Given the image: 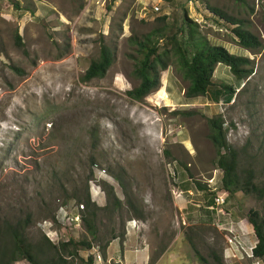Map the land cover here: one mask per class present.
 <instances>
[{
    "label": "rangeland",
    "instance_id": "rangeland-1",
    "mask_svg": "<svg viewBox=\"0 0 264 264\" xmlns=\"http://www.w3.org/2000/svg\"><path fill=\"white\" fill-rule=\"evenodd\" d=\"M194 1L0 0V223L27 219L32 242L90 241L66 264H85L88 255L92 264L158 257L155 264H203L196 253L206 264H215L211 253L222 264H264L250 255L255 237L246 222L249 209L264 213V192H219L208 125L221 120L239 178L250 172L264 190V0ZM184 14L209 44L246 57L251 73L236 81L218 63L206 93L186 99L170 51L157 88L130 100L134 41L150 31L159 41L174 35L189 56ZM217 16L239 21L259 45L240 47L233 26L217 24ZM101 42L111 65L103 77L81 81ZM224 85L234 91L228 102ZM106 186L119 203L106 200ZM85 192L96 208L86 209ZM213 192L223 202L210 212Z\"/></svg>",
    "mask_w": 264,
    "mask_h": 264
},
{
    "label": "trees",
    "instance_id": "trees-1",
    "mask_svg": "<svg viewBox=\"0 0 264 264\" xmlns=\"http://www.w3.org/2000/svg\"><path fill=\"white\" fill-rule=\"evenodd\" d=\"M212 11H215L214 9ZM219 19V20H217ZM215 22L220 25H232L230 31L237 40L240 47L244 49H254L259 44L257 39L248 31L240 27L239 21L224 16V19L217 16ZM185 30V39L190 45V54L187 56L186 50L176 41L174 35L164 37L159 41V38L154 39L157 32L150 31L144 34L140 40H135L136 51L138 58L135 62L134 73L137 77L136 86L126 90L124 94L132 101H140L145 95L157 88L158 72L167 66L169 52L177 56L178 67L180 68L182 78L187 81V86L183 92L186 99H191L197 96L204 95L210 86L211 75L216 64L220 63L228 67L230 73L236 81L246 78L250 73V68H247L248 60L246 57L237 56L229 53L225 48L218 45L209 44L205 38L197 34V26L191 19L184 14L183 17ZM220 21V22H218ZM158 36H161L158 34ZM16 43L20 45L19 36H15ZM164 41V42H162ZM161 46H159L160 44ZM113 55L111 49L101 42L98 48L97 58L90 61L87 68L79 77L81 81H88L93 78H101L111 65ZM224 94L223 100L228 102L234 91L227 85L222 87ZM217 91L213 93V97L217 100ZM209 139L215 147V165L221 171L220 190L221 194H232L235 190H240L245 193L254 192L258 196L263 195V188H258L251 179L250 172L241 180L237 174L236 152L231 148L224 139V133L221 129L222 122L220 119H209ZM106 200H112L114 203H119V200L114 196L112 188L103 189ZM215 192L211 196L206 208L213 212V198ZM83 202L86 209L94 205L89 203L87 192L83 196ZM93 216V213H90ZM139 218V216H136ZM55 222L54 217L51 218ZM85 231L90 238L94 239L96 229L91 223V220L85 221ZM246 222L250 226L255 237V243L250 248V255L254 258L264 261V213L259 214L256 210L249 209L247 211ZM28 220H15L13 222L0 223V264H12L13 262L23 259L28 264H66L65 257L68 255H76L78 246L84 249L91 247L90 241L85 238H80L78 241H73L67 237L64 240L52 244L43 237L42 241L32 242L28 239L25 232L28 226ZM113 236L112 238H114ZM101 256L104 257L105 246L99 248ZM196 253V252H195ZM66 254V255H65ZM197 258L206 264V260L200 254ZM215 264H222L219 258H216L213 253L210 254ZM93 257L88 255L84 263L92 264ZM153 263V262H152Z\"/></svg>",
    "mask_w": 264,
    "mask_h": 264
},
{
    "label": "built area",
    "instance_id": "built-area-1",
    "mask_svg": "<svg viewBox=\"0 0 264 264\" xmlns=\"http://www.w3.org/2000/svg\"><path fill=\"white\" fill-rule=\"evenodd\" d=\"M191 1L192 0H187V3L188 4H191ZM193 2H195L194 0H193ZM152 9L153 10H157L158 8L156 7V6H152ZM222 202H223V198H221V197H219V196H215L214 198H213V207L212 208H217L219 205H221L222 204Z\"/></svg>",
    "mask_w": 264,
    "mask_h": 264
},
{
    "label": "crops",
    "instance_id": "crops-1",
    "mask_svg": "<svg viewBox=\"0 0 264 264\" xmlns=\"http://www.w3.org/2000/svg\"><path fill=\"white\" fill-rule=\"evenodd\" d=\"M124 259H126V257H123ZM158 259H159V257H158ZM158 259H156V261L158 260ZM156 261H154V263L153 264H155L156 263Z\"/></svg>",
    "mask_w": 264,
    "mask_h": 264
}]
</instances>
